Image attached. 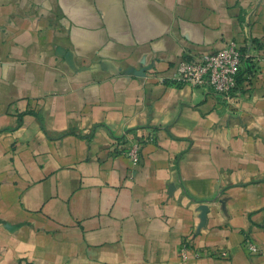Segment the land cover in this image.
<instances>
[{
    "label": "crops",
    "instance_id": "crops-1",
    "mask_svg": "<svg viewBox=\"0 0 264 264\" xmlns=\"http://www.w3.org/2000/svg\"><path fill=\"white\" fill-rule=\"evenodd\" d=\"M230 40L233 105L171 84ZM0 264H264V0H0Z\"/></svg>",
    "mask_w": 264,
    "mask_h": 264
},
{
    "label": "built area",
    "instance_id": "built-area-1",
    "mask_svg": "<svg viewBox=\"0 0 264 264\" xmlns=\"http://www.w3.org/2000/svg\"><path fill=\"white\" fill-rule=\"evenodd\" d=\"M250 48L251 45L246 46V50L243 51L237 41L230 40L219 50L190 55L189 58L181 59L174 67L175 72L171 84L175 86L188 85L200 89L208 98L215 100L218 105L228 108L239 96L237 78L245 65L251 67L247 79H251L256 73V67L252 65L250 59ZM144 74L156 78L159 83H165L162 78H157L156 70L151 69L145 71ZM123 140L122 145L117 142L112 145V152L123 154L132 167L139 166L142 142L136 138H130L129 135H125ZM147 140L152 141L153 135H149ZM118 143L122 142L118 141ZM243 248L251 255H256L259 252L251 241H245ZM180 253L182 257L185 256L183 248ZM195 254L199 256L200 252ZM214 255L219 258L228 257V253L225 251L217 252Z\"/></svg>",
    "mask_w": 264,
    "mask_h": 264
},
{
    "label": "trees",
    "instance_id": "trees-1",
    "mask_svg": "<svg viewBox=\"0 0 264 264\" xmlns=\"http://www.w3.org/2000/svg\"><path fill=\"white\" fill-rule=\"evenodd\" d=\"M248 64H250V62H248ZM246 68H247V71L249 72L251 67L247 65ZM240 75H241V73L238 75V78H237V82H238L239 87H240V83H239L240 82V79H239Z\"/></svg>",
    "mask_w": 264,
    "mask_h": 264
}]
</instances>
